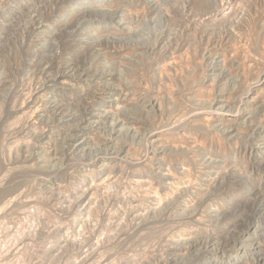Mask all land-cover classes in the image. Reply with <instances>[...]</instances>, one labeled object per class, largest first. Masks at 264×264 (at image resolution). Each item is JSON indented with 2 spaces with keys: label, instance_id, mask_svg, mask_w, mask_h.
I'll return each instance as SVG.
<instances>
[{
  "label": "rangeland",
  "instance_id": "rangeland-1",
  "mask_svg": "<svg viewBox=\"0 0 264 264\" xmlns=\"http://www.w3.org/2000/svg\"><path fill=\"white\" fill-rule=\"evenodd\" d=\"M0 264H264V0H0Z\"/></svg>",
  "mask_w": 264,
  "mask_h": 264
}]
</instances>
